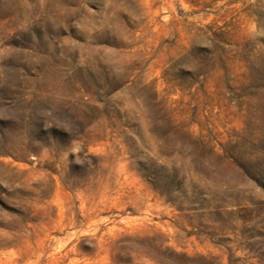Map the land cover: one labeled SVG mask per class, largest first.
Listing matches in <instances>:
<instances>
[{
  "label": "rangeland",
  "instance_id": "374dc122",
  "mask_svg": "<svg viewBox=\"0 0 264 264\" xmlns=\"http://www.w3.org/2000/svg\"><path fill=\"white\" fill-rule=\"evenodd\" d=\"M0 264H264V0H0Z\"/></svg>",
  "mask_w": 264,
  "mask_h": 264
}]
</instances>
